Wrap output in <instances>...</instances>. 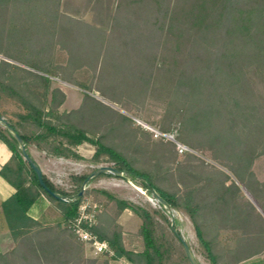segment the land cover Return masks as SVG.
<instances>
[{
    "label": "trees",
    "instance_id": "1",
    "mask_svg": "<svg viewBox=\"0 0 264 264\" xmlns=\"http://www.w3.org/2000/svg\"><path fill=\"white\" fill-rule=\"evenodd\" d=\"M83 7L93 14L91 21L70 0H0V54L36 70L0 61V100L21 108L14 118L1 109L0 115L26 150L32 144L49 156L84 160L78 147L87 143L95 148L92 162H113L147 192L156 190L173 210L187 214L211 264H238L262 254L264 217L242 188L264 212V180L253 169L264 156V0H84ZM56 50L66 53L65 60L53 58ZM90 70L89 83L75 78ZM51 76L94 88L125 107L161 104L169 125L160 130H175L176 139L194 152L180 155L164 138L151 147L134 142L131 118L88 93L79 108L61 110L66 93L53 86ZM110 115L119 119L114 128L131 136L132 152L108 140ZM0 140L12 153L0 175L15 188L0 200L14 240L12 249L0 252V264H99L85 256L71 227L90 174L73 176V192L43 174L52 191L71 197L60 200L43 188L1 124ZM103 175L113 174L98 176ZM93 191L117 207L116 215L101 210L90 228L113 251L103 255V264H191L163 204L151 209L106 189ZM42 199L59 211L57 221L31 216ZM125 210L141 219V250L124 243L117 218ZM224 229L241 232L232 248L220 247Z\"/></svg>",
    "mask_w": 264,
    "mask_h": 264
},
{
    "label": "rangeland",
    "instance_id": "2",
    "mask_svg": "<svg viewBox=\"0 0 264 264\" xmlns=\"http://www.w3.org/2000/svg\"><path fill=\"white\" fill-rule=\"evenodd\" d=\"M70 1L80 6L82 10V17H84L88 21L92 20L93 14L87 9L83 10L84 0ZM1 55L6 57L9 61L18 64L19 66H22L28 70L36 71L35 69L28 66V62H25L26 64H24L16 60L9 59L4 53H1ZM53 58H60V60H65L66 53L63 51L61 52L59 50H56L53 53ZM91 74V70L89 72H78L76 73L75 78H77V80L81 82L84 81L86 83H89ZM51 77L53 79V86L60 87L66 93V101L61 106V110L70 111L79 108L83 102L84 94L88 93L91 98H94L102 102L104 105L113 108L117 112L130 117L132 122L129 123V125L130 128L134 131V135L132 137L134 139V142L136 141L138 144L140 143V145L151 147L155 142L158 141V139L152 135L150 129L147 126L140 124L138 120L156 129H162L161 126L164 123L166 126L169 125L168 118H166L165 116V110L159 103L150 101L147 102L145 106L141 107L140 110H137L132 106L125 107L122 104H118V102L108 98L106 95L102 94L100 91L95 90L94 88L92 91H88L80 86L61 80L58 77ZM25 79H27V77L24 78V80ZM0 109L6 112L7 117L14 118L13 112L18 111L21 108L19 104L15 103L13 100L8 98L0 100ZM109 117L110 118H107L108 120L105 121L106 128H104L107 133H109L108 140L124 150L127 149L129 153L132 152L131 150L133 149V146L135 147L136 145H134V142L131 141V136L129 134H122L121 131L114 128V126L118 125L119 123L117 115H110ZM171 132H173V134H175L176 136L175 130L172 129ZM131 142H133L132 148L130 147ZM29 148L33 151L34 155H36L38 161L41 163L45 175L58 188L68 192H73V190L76 189V184L73 179V176H78L81 174L89 175L94 170L103 165L114 166L113 162H92L90 158L92 157L95 148L87 143H84L78 147L79 152L85 157L84 160L49 156L44 151L35 149L36 147L32 144L29 145ZM135 154L138 155L139 152H135ZM197 154L203 157L207 163H211L218 166V164L215 161L211 160L207 154L203 155L200 152H197ZM253 169L258 179L264 180V156L259 157L255 161ZM125 176L127 177V179H124L120 176H116L114 174L94 177V179L89 180L84 187V199L98 202L99 204H101V210L107 209L108 212L112 215H116L117 213L116 204L114 202L108 201L101 194L93 190L106 189L119 198L130 200L146 208H160L158 204L159 202L154 198L152 192H147L143 188L139 180L130 179L127 175ZM82 187L83 184L81 188ZM242 192L244 196L255 205L257 211L264 217L263 210L254 202L249 193L244 188H242ZM173 213L175 215V230L180 233L182 238L189 245L196 259L201 264H211L200 246L195 229L187 214L183 211L176 210H173ZM167 214L171 221V215L169 211ZM117 222L119 223L120 229L123 232V238L125 239L126 247L130 249L141 250L143 248V242L138 234V229L141 225V219L135 214H133L131 211L125 210L119 215V217L117 218ZM240 235L241 232L239 230H222L219 236L220 247L224 249L234 247L236 245V240ZM84 246L85 256H87L88 258H98L100 259L99 264H103L102 260L104 258V254H95L88 245L84 244ZM249 260H264V252L260 255L254 256L252 259Z\"/></svg>",
    "mask_w": 264,
    "mask_h": 264
},
{
    "label": "built area",
    "instance_id": "3",
    "mask_svg": "<svg viewBox=\"0 0 264 264\" xmlns=\"http://www.w3.org/2000/svg\"><path fill=\"white\" fill-rule=\"evenodd\" d=\"M9 61L0 54V61ZM140 124L147 126L155 138H164L175 143L178 154H184L187 151L194 152L184 143L176 139L175 134L163 132L160 129L152 128L146 123L138 120ZM64 196V195H63ZM71 200V197L65 196V201ZM101 212V204L96 201L85 199L79 206L77 215L71 221V227L76 237L88 245L95 254H113L110 244L107 240L100 239L90 228L97 222V216Z\"/></svg>",
    "mask_w": 264,
    "mask_h": 264
},
{
    "label": "crops",
    "instance_id": "4",
    "mask_svg": "<svg viewBox=\"0 0 264 264\" xmlns=\"http://www.w3.org/2000/svg\"><path fill=\"white\" fill-rule=\"evenodd\" d=\"M37 149V148H35ZM28 153L35 161V163L41 168L43 174L44 170L42 169L41 163L38 161L36 155H34L33 151L30 150L29 146L27 147ZM11 151L7 147V145L0 140V169L2 166L8 162L11 158ZM52 159V158H50ZM52 161V160H51ZM15 188L9 184L1 175H0V200H5L9 198L12 194H14ZM31 216L35 219L40 220L41 222L52 223L59 219L60 214L56 207L47 199H42V201L32 207ZM124 243L126 245L125 239ZM14 247V240L10 234V231L7 227L6 220L4 215L0 209V252H6ZM253 258V257H252ZM250 258V259H252ZM108 264H131L124 259L119 260H111ZM238 264H264V260H244Z\"/></svg>",
    "mask_w": 264,
    "mask_h": 264
},
{
    "label": "water",
    "instance_id": "5",
    "mask_svg": "<svg viewBox=\"0 0 264 264\" xmlns=\"http://www.w3.org/2000/svg\"><path fill=\"white\" fill-rule=\"evenodd\" d=\"M0 124H2L4 126V128H6L8 130V132L16 139V141L19 144V147L21 148L23 157L25 159V161H27L30 166L33 168V170L36 172L39 182L40 184L43 186V188L49 192L52 196H55L56 198L60 199V200H65V196L58 194L54 191H52L44 182L43 180V172L41 170V168L35 163V161L32 159V157L30 156V154L27 152L25 144H24V140L23 138L16 132V130L14 129V127H12L7 120L2 117L0 115ZM102 173H112L116 176H120L124 179H127V177L124 175L123 172H121L120 170L116 169L114 166H109V165H103L100 166L99 168H97L96 170H94L89 176L88 178L84 181L83 183V187L80 190V195L83 194V190L85 185L88 183L89 180H91L94 177H97L98 175L102 174ZM152 194L154 196V198L161 204H163L169 211L170 215H171V229L173 231L175 230V226H174V213H173V209L171 208L170 204L154 189H152ZM180 240L183 243L186 255L190 261L191 264H201L196 257L194 256L192 250L190 249L189 245L186 243V241L182 238V236L179 234L178 235Z\"/></svg>",
    "mask_w": 264,
    "mask_h": 264
}]
</instances>
